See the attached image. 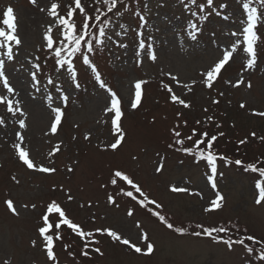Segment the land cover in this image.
<instances>
[{
    "label": "rangeland",
    "instance_id": "rangeland-1",
    "mask_svg": "<svg viewBox=\"0 0 264 264\" xmlns=\"http://www.w3.org/2000/svg\"><path fill=\"white\" fill-rule=\"evenodd\" d=\"M9 6L14 9L15 34L21 44L12 43L11 60L0 49L3 71L13 88L9 93L0 81V264H264L260 259L264 254V201L256 203L260 190L255 187L259 182L264 188V180L246 166L226 163L228 158L235 162L226 153L237 150L243 149L250 159L258 152L264 154V116L256 114L264 113V2L117 0L108 11L111 0H81V13L75 0H0V21ZM70 8L74 10L71 22L80 31L85 17L96 35L102 23L108 22L106 34L111 39L105 38L103 48L89 55L119 100L117 124L124 136L116 149L111 148L119 137L112 125L115 112L105 111L111 106V96L82 62L87 40L81 44L82 52L71 57L75 82L67 66L56 63L54 49L66 42V29L58 23V16L69 19ZM252 8L257 10L253 32L258 40L253 45L255 63L249 67L243 29ZM97 15L100 20L95 19ZM0 27L7 30L2 23ZM45 35L53 39V49L47 48ZM141 39L153 44L155 60L144 50L141 56L135 55ZM225 51L233 55L208 87L206 72ZM66 52L62 51L61 58ZM33 64L40 65L39 71ZM32 72L39 83L33 81ZM238 80L242 81L239 85ZM137 82H141V99L134 109ZM58 87L68 96L66 104L60 100ZM48 94L53 96L52 106L62 113L55 133L51 131L55 114L45 99ZM172 95L178 100L172 101ZM9 99L13 111L18 106L23 116L8 111ZM20 119L25 120L23 129ZM17 132L23 141L17 139ZM192 133L208 140L217 137L212 146L217 157L215 189L208 180L211 169L198 155L203 149L206 156L209 147L190 141ZM177 139L183 144H177ZM15 143L29 152L36 167L54 171L27 168L16 154ZM185 148H192V153ZM117 171L121 176L115 175ZM173 187L186 191H172ZM217 191L223 196L221 207L206 212ZM6 201L12 202L15 212ZM52 202L78 231L60 223L59 213L47 212ZM45 215L51 225L45 235L53 236L51 260L39 233ZM169 223L188 231L177 233L167 227ZM197 224L207 228L238 225L262 247L260 252H249L239 243L229 247L224 239L197 237L192 235L201 231ZM109 231L121 240L113 239ZM78 232L91 235L82 237ZM59 233L67 234L64 242L56 240ZM124 239L142 251L123 244ZM148 244L153 245L151 253Z\"/></svg>",
    "mask_w": 264,
    "mask_h": 264
},
{
    "label": "snow or ice",
    "instance_id": "snow-or-ice-1",
    "mask_svg": "<svg viewBox=\"0 0 264 264\" xmlns=\"http://www.w3.org/2000/svg\"><path fill=\"white\" fill-rule=\"evenodd\" d=\"M30 2L35 3V0H30ZM108 0H105V3H107ZM213 2V0H208V3L211 4ZM117 0H111V7H109L108 11H112V8H114L116 6ZM245 8H248V4L246 3L244 5ZM51 8L53 10L57 9V4H52ZM75 8L79 9L81 13L84 12V8L81 7V0H75ZM43 10V9H41ZM256 9L252 8L250 9L251 15L248 16V24L247 27L243 29V32L246 34L244 36V41L246 43V48H244V51L248 54L249 58L247 60V66L251 67L254 65L255 63V51H254V43L258 40V37L256 36V34L253 32V28L255 26L256 23ZM73 13L74 10L73 9H69L67 11V17L69 19H65L64 16H58V23L63 25L66 29V33H65V41L62 43V47H55L54 49V53H55V57L57 58L56 63L61 65V66H67V72L70 74V78L75 82L76 81V76L77 73L74 70L72 61H71V57L75 54L81 53L82 52V41H85V37H91V39H88L86 41L85 44V51L82 55V62L85 65H88L91 69L92 74L94 75L95 80L99 83V86L101 88L106 89L110 96H111V106L105 108V111L107 113H112L113 111L115 112V117L112 119V125L115 129V132L119 134V137L116 139L115 143L111 144V148L112 149H116L117 146L121 143V139L124 136V133L121 132L120 127L118 126L117 122L120 120L121 117V110L119 108V100L116 96V94L114 92H112V90L110 88L107 87V85L104 83V81L101 78L100 73L97 71L96 66L91 62L90 60V55L91 53H93L94 51L100 50L103 48L106 39H111V37L107 36L106 34V30L108 27V22L104 21L102 23V25L99 27V35H96L94 32L89 30V24H88V18L85 17L84 20V24H83V31L78 30L77 26L71 22L72 18H73ZM53 16H56L57 13L55 11H53L51 13ZM3 19L2 21H0V23H2L3 26H6V29L3 27H0V38H3L2 40H0V49H4L3 55L6 56L8 58V60H11L13 58V50H12V43L14 42L17 46H19L21 44L20 39H18L16 33V23H15V15H14V9L9 6L6 8V10L3 11ZM96 20H100L101 17L99 15H97L95 17ZM121 27H123V25H121ZM193 27H195L193 25ZM235 35V34H233ZM45 40L47 41V48L49 49H53V39L50 38L48 35H45ZM196 35L192 34L191 35V39L196 40ZM151 39V37L149 38ZM69 45H71V47L69 48ZM122 48H126L127 45L126 44H120L119 45ZM153 44L152 43H145V41L143 39H141L138 43V51L136 52V56L139 57L141 56V50L146 51L149 59L155 60L156 56L154 54L153 51ZM66 55L61 58V53L62 51H65ZM233 53L225 51L223 53V58L220 59L218 62H216L214 64V66H212L210 68V70H208L206 72V80L205 83L207 84L208 87L212 86V82L213 80L216 78V74L221 72V68L222 66L225 65V63L227 61H229L230 56H232ZM139 60H137V65H139ZM32 67L34 69H36L37 71H39L40 69V65L39 64H33ZM4 68V61L0 60V81H3V85L4 87L7 89V91L9 93L13 92V88L9 86L8 84V80L7 77L4 74L3 71ZM32 79L34 82L39 83L36 79V72H32L31 73ZM173 79H175V77H173ZM49 84H52L53 81L51 78L48 79L47 81ZM242 81L238 80L237 81V85H239ZM75 86L78 88L80 85L79 83H76ZM165 87H167V85H165ZM249 87H251V85L249 84ZM169 91H171V89H169ZM57 92L60 93V100L66 104L68 101V96L64 94L63 90L61 88H57ZM45 99L48 101V107L52 110V112L55 114L54 115V121L51 123V131L53 133H55L57 131V126L60 124L61 119H62V113H61V109L59 107H53L52 106V101H53V96L51 94H48L45 96ZM141 99V82H137L135 84V99L132 102V108H136L138 102ZM172 101H177L178 97L176 95H172L171 97ZM3 102V98H0V103ZM180 104H183L185 108L189 107V105L187 103H185L183 100H179L178 101ZM213 103H216V101H213ZM19 104V101H17V105ZM7 105H8V111L12 112L14 115L15 113H19L21 116L24 115L23 111L17 106L15 108V111H13V101L11 99H9L7 101ZM241 107H244V105H241ZM257 115L260 116H264V113H256ZM209 120H211V117H208ZM3 123V120L0 119V124ZM19 127L21 129H23L25 127V120L24 119H20L19 120ZM217 127H219V125H217ZM174 135L176 137L180 136V132L176 131L174 133ZM205 136H207V133H204ZM220 135H223V133H220ZM253 135H255L253 133ZM16 137L18 140L23 141L24 137L17 132L16 133ZM189 140L192 139V137H188ZM217 139L216 136H212L211 139L207 140V145L210 148H212L213 146V141H215ZM177 144H183L182 140L177 139L176 141ZM203 143L202 141H197V144H201ZM241 144L245 143L244 140L240 141ZM14 148L16 150V154L19 158L20 161L23 162L24 165L27 166V168L29 169H34L36 171L39 172H50V171H54V169L48 168V167H36V165H34L33 161L29 158V152L24 149L21 146V143H15ZM184 151L188 152L189 154L192 153V148H185ZM199 157L205 159L207 161V165L210 167L211 169V173L212 175L208 176V180L210 182H212V187L215 189L216 185L213 182V177L215 176L216 172H217V165H216V160L217 157L211 152L209 151L208 154L205 156L204 150L201 149L199 151ZM220 159L224 160L225 157L221 156L219 157ZM226 163H228V161H226ZM242 162L240 160H236L235 164L236 165H240ZM163 165L161 164L159 167H157L156 171L160 172L162 170ZM250 169H252L253 171H256L257 169L255 168L254 165H249L248 166ZM260 174L264 175V169H259ZM116 176H121V173L119 171H117L115 173ZM125 180H128V177L125 176L124 177ZM130 184L132 183L131 180L128 181ZM113 183H115V181H113ZM135 187V185H133ZM255 187L257 189H259V196L256 200L257 204H260L261 201H264V188L261 187V184L259 182L256 183ZM137 191H139V189L137 188ZM172 191H186V189H181V188H176L173 187ZM199 194V193H198ZM127 195L131 196L132 193L129 192L127 193ZM69 199H71V197H69ZM109 203L113 202V198L112 196H109ZM223 200V196L220 194L219 191L216 192L215 194V199H213L211 201V207L210 208H205V211H211L212 209H219L221 207V203L220 201ZM7 206L10 210H12L13 212H15V209L13 208V204L11 201H6ZM33 207H35V205H33ZM157 207H159V205H157ZM48 213H59L60 216V223L67 225L69 228L73 229L74 231H78L77 225H75L74 223H72L70 220L65 219L64 218V213L63 211H61L60 207L55 203L52 202L48 205V209H47ZM129 215H132V211L129 210ZM159 219L161 221H165V217L164 216H160ZM43 221H44V226L39 228V233L40 235L43 237L44 241L46 242V248H47V256L48 258L51 260L54 258V253H53V236L52 235H45L46 232H48L49 228L51 227V225L49 224V216L45 215L43 217ZM166 222V221H165ZM56 227L59 228L60 224H56ZM167 227L169 229H173L174 226L172 224H167ZM196 228L201 229V231H197V232H193L192 235H195L197 237H199L200 235H205L208 237H212L214 240L216 241H220L222 238L220 236H213V233H228L229 229L225 228V227H218V228H207L204 227L203 225L197 224ZM174 230L177 233H186L188 231V229L183 228V227H177L174 228ZM99 231V230H97ZM79 235H81L82 237L85 235H91V233H83V232H78ZM108 235L111 236L113 239L115 240H121L120 236L113 231H109ZM58 238V237H57ZM248 239H253L252 237H248ZM123 244L125 245H129L130 247H134L135 251L137 253H140L142 250L140 247H135L134 245H130L129 241L127 239H124L121 241ZM225 244H228L229 247H231L232 242H231V238H229V240H224L223 241ZM237 243H243V241H237ZM33 244H35V241L33 242ZM87 247V245H86ZM96 252H99L100 249L96 248L94 249ZM153 251V245L148 244L147 246V252L151 253ZM249 252L253 251L252 247L248 248ZM83 255H88V253L85 251L83 253ZM261 260H264V255H261L260 257Z\"/></svg>",
    "mask_w": 264,
    "mask_h": 264
},
{
    "label": "trees",
    "instance_id": "trees-1",
    "mask_svg": "<svg viewBox=\"0 0 264 264\" xmlns=\"http://www.w3.org/2000/svg\"><path fill=\"white\" fill-rule=\"evenodd\" d=\"M259 1H261V0H259ZM95 26H98V25L96 24ZM89 38H91V37H87V40ZM191 137H192V139L190 141L196 142V143H197V141H202L203 143H207V140H208V139H205L203 137H198L194 133H192ZM216 141H217V139L215 141H213V146L214 147H215V144L217 143ZM242 150H240V151L237 150V151H235L232 154H227L226 153V156L230 157L234 161L240 160L242 162L240 165H236L235 162H230V159L228 157H227L228 159L226 161H228V163H234L236 166H239V167L246 166L245 169H250L248 166L249 165H254L255 168L257 169L256 171H253L251 169L247 170V171H253V172H255L258 175V177L264 178V175H261L260 171H259V169H264V154H262L261 152H258L257 155L254 158L250 159V158H248L246 156V154H244L242 152ZM208 151H211V152L213 151L214 152L215 150L212 147V148L208 149ZM160 216H164V215H160ZM165 221H166V217H165ZM165 221H162V222H165ZM220 227L228 228L229 232L228 233H213V236H220L224 240H229V238H231V242L232 243H237V241H243V243H239V244H241L242 246H244L247 249L249 247H252L253 251L260 252L261 248H259L255 242H253L252 240L248 239V237H246L245 229L243 227H240L238 225H230V224H225L224 226H220ZM173 230H174V228H173ZM68 232H70V230H68ZM57 237H58V238H56L57 241L64 242V240L68 236H67V234L66 235L65 234L61 235L59 233ZM262 255H264V254H262Z\"/></svg>",
    "mask_w": 264,
    "mask_h": 264
}]
</instances>
